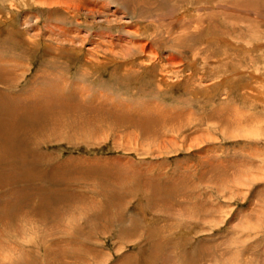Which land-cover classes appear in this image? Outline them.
<instances>
[{
    "label": "rangeland",
    "instance_id": "374dc122",
    "mask_svg": "<svg viewBox=\"0 0 264 264\" xmlns=\"http://www.w3.org/2000/svg\"><path fill=\"white\" fill-rule=\"evenodd\" d=\"M0 70L21 102L50 85L57 108L133 120L78 129L74 109L26 140L0 173V264H264V181L230 174L264 149V0H0Z\"/></svg>",
    "mask_w": 264,
    "mask_h": 264
},
{
    "label": "bare ground",
    "instance_id": "6f19581e",
    "mask_svg": "<svg viewBox=\"0 0 264 264\" xmlns=\"http://www.w3.org/2000/svg\"><path fill=\"white\" fill-rule=\"evenodd\" d=\"M23 1V0H21ZM30 1V0H29ZM67 1V0H66ZM58 2V1H57ZM60 2H63V1H60ZM18 3V2H17ZM16 3V4H17ZM46 3V1H45ZM53 4V2H52ZM36 6V5H35ZM3 70V69H2ZM8 74V72H6ZM6 74H4L5 76ZM3 72L0 70V79H2L3 77ZM7 77V76H6ZM8 78V77H7ZM10 79V78H9ZM165 80V79H164ZM1 83V81H0ZM7 83V82H6ZM2 84H5L2 83ZM1 84V85H2ZM3 87H6V86H3ZM10 87V86H8ZM12 87V86H11ZM46 87V88H45ZM44 87V90L42 93L43 96H46L48 95V97H44L46 101H44V103H40V104H37V105H33L35 103V100H30L28 97H27V102H21L19 101V97L15 96V97H11L9 96L8 94L6 93H2L0 91V161L3 160V161H6V162H3L5 163L3 167V169H0V173H2L3 175L6 174L7 175H10V173H13L16 172L17 170H22L20 168V166L18 165V160H21L23 158V155L26 154L27 152H30L32 151V143L29 142V141H26L28 138H32L33 136H37L41 133V131L44 129L43 127H56L57 123H63V125H66L67 126V122L69 121H72L70 119H66V114L68 111H72L74 109H78L80 111L77 110V113L79 114V117L75 119L76 120V123H74L73 120V124H75L76 126L79 125H88V126H98L100 123H111L113 125H117L118 122L120 123L121 121L122 122H125L126 124H131V122L133 120H126L124 119L123 117L119 116V115H116L114 113V115L112 117H105L104 115V112H101V109L100 111L99 110H96V109H92V111L90 112H86L83 116V113L82 112H85L86 109L84 108H81L80 106H77L76 104H74L75 106L73 105H69L67 107V105H63L61 106L60 108V104L57 108V106L55 105L56 103L55 102H50L49 101V93H50V85H46ZM256 90V89H255ZM257 91V90H256ZM35 93H36V90H35ZM258 93V92H257ZM260 94V92H259ZM62 103V102H61ZM75 103V102H74ZM53 104L55 106L56 109H60V111H57L56 112V109L53 108ZM51 105V108L49 109V106ZM81 105H84V104H81ZM90 105V104H89ZM31 106V107H30ZM91 106V105H90ZM88 107V106H87ZM47 111H44L46 110ZM91 110V108H88V110ZM56 113H55V112ZM44 114L47 113V114ZM42 113V114H41ZM72 113V112H71ZM73 114V113H72ZM39 115V116H37ZM54 115H57L58 117H54ZM74 116V115H73ZM84 117V118H83ZM47 120V122H46ZM150 119H145V120H142V119H139L138 120V125L140 126V129H143V130H148V129H152L151 128V123L149 122ZM43 121V122H42ZM240 123L242 120H239ZM149 122L148 125H146V123ZM244 122V121H243ZM58 123V124H59ZM70 123V122H69ZM80 123V124H78ZM93 123H95L93 125ZM45 124V125H44ZM69 125V124H68ZM72 125V123H71ZM108 125V124H107ZM112 125V127H113ZM237 125L239 126L238 122H237ZM62 126V125H61ZM60 126V127H61ZM74 126V125H72ZM100 126V125H99ZM59 127V126H57ZM237 127V126H236ZM77 128L79 129V127L77 126ZM81 128V127H80ZM91 128V127H90ZM241 128V127H239ZM48 129V128H47ZM93 129V128H92ZM243 129V128H242ZM261 129V128H260ZM46 130V129H45ZM43 130V131H45ZM52 130V129H50ZM93 132V131H92ZM261 132H263L261 130ZM31 133V134H30ZM52 133V131H51ZM264 133V132H263ZM18 136V138H17ZM242 136V135H241ZM21 137V139H19ZM42 137V136H41ZM40 139V138H39ZM38 139V140H39ZM258 139H262V138H258ZM37 140V141H38ZM40 140L43 141V139L41 138ZM41 143V142H40ZM43 144H44V141H43ZM32 145V146H31ZM258 147L262 148L263 145H264V140H262L261 142L257 143L256 144ZM41 146V145H40ZM35 148H33L34 150ZM38 150V149H37ZM258 150H261V151H251L250 155L251 156H254L255 158L257 159H251L249 160L250 162V165H247L249 169H241V168H238V167H235L233 168L232 172H230V174L233 175V178H237L238 175L240 176L239 177V180L237 181L238 184H241L242 186H246L247 183H251V184H257L258 181H264V149H258ZM36 152V151H35ZM30 154V153H29ZM28 154V155H29ZM29 157V156H28ZM36 157V156H35ZM33 157V158H35ZM18 159V160H15ZM27 158V157H25ZM15 160V161H14ZM26 160V159H25ZM28 160V159H27ZM31 162V160L29 161ZM35 162H36V159H35ZM28 163V161H27ZM27 163H26V167H27ZM29 164V163H28ZM33 160H32V164L30 165H33ZM3 165V164H2ZM24 166V167H25ZM31 168V166H29ZM38 167V166H37ZM1 168V167H0ZM28 168V167H27ZM26 168V169H27ZM220 168H223L225 170L224 173H227V170L228 168L226 167H220ZM33 169V167H32ZM34 171H37L34 169ZM21 172V171H20ZM25 172V171H24ZM27 172V170H26ZM29 173H32V172H29ZM38 173V171H37ZM241 173V174H240ZM23 174V173H22ZM35 175V173H33ZM39 174V173H38ZM228 174V173H227ZM26 175V174H25ZM32 175V174H31ZM30 175V176H31ZM33 175V176H34ZM217 175V174H215ZM5 176V175H4ZM12 176V174H11ZM18 176V175H17ZM23 176V175H22ZM27 176L29 177V175L27 174ZM39 177V176H38ZM262 177V178H261ZM8 178V177H7ZM15 178V177H14ZM31 177H29L30 179ZM37 178V177H36ZM35 178V180H36ZM12 179V178H11ZM18 179V178H17ZM20 179V178H19ZM22 179V178H21ZM21 179L18 181V182H21ZM33 179V178H32ZM229 179V178H228ZM238 179V178H237ZM262 179V180H261ZM232 180V179H231ZM230 180V181H231ZM10 181V180H9ZM25 181V180H24ZM29 180L26 179V182H28ZM23 182V181H22ZM235 181H233L234 183ZM257 182V183H255ZM14 183V182H13ZM236 183V182H235ZM8 184V182H7ZM21 185V184H20ZM235 185V184H234ZM248 185V184H247ZM22 186V185H21ZM31 187V186H30ZM35 187V186H34ZM32 187V188H34ZM39 187V186H38ZM37 187V188H38ZM24 188V187H23ZM28 188V187H27ZM37 188L32 189V192L33 191H36ZM22 189V188H20ZM19 190V189H18ZM40 190V188H39ZM30 191V190H29ZM45 194V193H44ZM15 195V194H14ZM21 196V194H19ZM218 195H222V193L220 192V194ZM18 196V194H17ZM42 196V195H41ZM217 196V195H216ZM24 197V195H23ZM26 197V196H25ZM224 198V197H223ZM26 199V198H25ZM234 199V198H233ZM43 200V199H42ZM11 202V201H10ZM12 202H14V200H12ZM18 202V201H17ZM51 202V201H49ZM21 202H19L20 204ZM52 203V202H51ZM7 204H10V203H7ZM11 204H14V203H11ZM43 205L47 206L49 205L48 204V200H43ZM164 204V203H163ZM5 205V204H4ZM16 205V203H15ZM15 205H12V206H15ZM35 206V204L31 201V200H28L26 202H24L21 206V209L25 212L28 208H31L32 206ZM254 204H252L253 206ZM256 205V204H255ZM11 206V207H12ZM33 206V207H34ZM256 206H254V209H255ZM6 208V207H5ZM52 208V207H51ZM217 208V207H216ZM36 210V209H35ZM253 210V209H252ZM202 211V210H201ZM13 212V210H12ZM31 212V210H30ZM5 213V212H4ZM20 213V212H19ZM22 213V212H21ZM30 214V213H29ZM33 214H34V211H33ZM40 215L41 218L44 217V215H42L41 213H38ZM6 215V214H5ZM5 215L3 216V219H4V224H5V227L7 229V232L10 233V232H16L18 234L24 233L25 229H23V226L21 227V224H18L16 225L17 222H21V219H18L17 214L15 213H10V214H7V217H5ZM191 215V214H190ZM21 216V214H20ZM35 216V215H34ZM37 216V215H36ZM193 216V215H192ZM204 216V215H203ZM17 217V219H16ZM26 217V216H25ZM28 217V216H27ZM39 217V219H40ZM1 218V217H0ZM27 219V218H25ZM205 219V218H204ZM7 222H6V221ZM37 220V219H36ZM33 221V219H32ZM13 224H15L16 226L14 227ZM24 225V224H22ZM5 229V231H6ZM121 230H119L122 234L125 235L126 232H128L127 230H125L123 227H120ZM124 229V230H123ZM36 231V230H35ZM129 233V232H128ZM121 234V235H122ZM12 239V238H11ZM220 244V243H219ZM218 244V245H219ZM219 247V246H217ZM218 249V248H217ZM210 252V251H209ZM215 253H210V257L209 256H202V255H198V257L194 258L195 262L198 263V259H202L204 261H206L207 263H213V264H220L221 263H229L231 264V260L229 257H226L225 253H226V250H222V251H214ZM223 254V255H222ZM257 254V253H256ZM153 256V255H152ZM159 257L161 255H158ZM26 259L28 256H25ZM24 257V258H25ZM151 257V256H150ZM155 257V256H154ZM236 257V256H235ZM147 259V258H146ZM146 259L144 261H141L143 264L145 263H148V261H150L151 259H149L148 261H146ZM187 259V258H186ZM193 260V259H192ZM202 260V261H203ZM235 262L237 261V257L234 258ZM28 261V259H27ZM161 261V260H160ZM201 261V260H200ZM138 262V261H137ZM188 262H191V261H188ZM187 262V263H188ZM193 262V261H192ZM194 262V264H195ZM258 262V260H257ZM203 263V262H202ZM150 264V263H149ZM205 264V263H204ZM233 264V263H232ZM239 264V263H237ZM263 264V263H262Z\"/></svg>",
    "mask_w": 264,
    "mask_h": 264
}]
</instances>
